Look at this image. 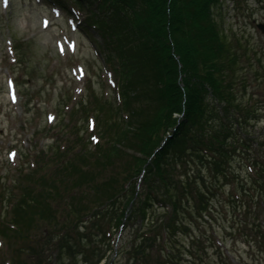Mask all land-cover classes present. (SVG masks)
<instances>
[{
  "label": "trees",
  "instance_id": "1",
  "mask_svg": "<svg viewBox=\"0 0 264 264\" xmlns=\"http://www.w3.org/2000/svg\"><path fill=\"white\" fill-rule=\"evenodd\" d=\"M75 1L86 11L85 30L91 33L92 29L105 45L102 47L93 39L98 55L119 78L118 101L116 105L108 97L93 95L88 102L81 101V108L74 114L81 110L87 120L93 114L92 118L98 122L93 134L106 140L93 146L88 135H75L72 147L53 145L49 154L43 152L41 168L38 161L33 168L38 174V184L12 187L10 195L19 192L20 199L9 203H12L10 220L0 225L4 243L14 247L11 263L32 264L35 254L38 262L35 264L45 263L42 253L35 248L30 247L32 252L26 255L24 250L22 254L18 252L17 245L24 241L31 243V234L40 232V223L60 225L64 221V215L59 214V199L67 191L66 207L76 212L77 218L60 225L62 233L58 230L50 239L47 234L44 237V242L56 250V264H64L66 256L78 263L80 248H76L83 245L82 217L96 215L103 219V214L111 215L109 220L115 217L119 223L128 213V220L139 215L143 225L156 223L161 229L158 234L155 230L145 231L144 227L134 228L139 240L135 251L130 252L128 264H150L152 255L148 249L153 252L158 235L168 252L170 238L173 242L181 241V235L191 228L180 215L183 204L195 201L189 216L199 223L203 213L212 209L211 196L220 189L206 185L203 168L189 181L178 177V168H186L196 157L206 161L212 176L220 180L218 175L229 176L227 167L232 168L234 156H250L254 146L259 168L249 163L248 168L259 188L246 189L245 193L250 194L249 209H254L256 217L262 216L264 136L255 137L251 131L250 123L255 118L252 115L256 116L257 109L239 102L236 89L238 67L243 64L239 51L250 61L252 47L245 34L240 38L220 27L214 8L221 0ZM259 1L264 4V0ZM257 59L261 64V58ZM243 89L247 91L246 83ZM80 143L76 157L70 158L69 151ZM50 161L56 162L52 173ZM41 169L46 171L40 172ZM140 173L144 177L143 191L137 194L135 179ZM232 177L230 173L235 181ZM242 182L248 183L245 178ZM155 202L161 206L154 208ZM160 207L164 211L158 214ZM70 230L75 232L74 236ZM261 236L264 231L252 234L254 242L260 243V252H264ZM189 253L191 257L187 260L196 261L194 251ZM93 257H97L96 261L86 257L85 263L100 264L106 254L93 252ZM168 258L164 263H156L181 264L173 250Z\"/></svg>",
  "mask_w": 264,
  "mask_h": 264
},
{
  "label": "rangeland",
  "instance_id": "2",
  "mask_svg": "<svg viewBox=\"0 0 264 264\" xmlns=\"http://www.w3.org/2000/svg\"><path fill=\"white\" fill-rule=\"evenodd\" d=\"M53 5L44 1L42 3V0H0V225L10 220L12 203H9L20 199L19 192L10 195L12 187L38 184V174L33 168L37 161L38 168L43 165V152L49 154L48 150L53 145L64 148L68 144L72 147L70 144L75 135H88L93 146L99 140H106L102 136L98 139L93 134V124L81 110L74 114L75 110L81 108L79 103L88 102L92 95L94 98L108 97L116 105L118 101L119 88L115 83L119 84V78L116 73L105 59L98 56L99 53L96 54V46L91 37L82 29L74 30L72 14L68 10L63 13ZM214 11L224 31L237 34L240 38L245 34L249 39L252 47L249 48L252 55L250 61L245 58L242 50L239 51L243 64L237 72V97L243 105L252 107V110L257 109L256 116L252 115L255 118L251 120L250 129L255 137L264 136V32L259 28V24H264V4L259 0H221ZM90 32L92 38L104 47L100 37L93 30ZM106 52L103 53L105 56ZM257 58H261V64ZM244 83L247 84L246 92L243 89ZM90 116L92 118L94 115ZM78 147L81 148V143L69 151L70 158L76 157ZM255 154L254 146L250 156H234L230 162L232 168L227 167L229 176L224 178L218 175L220 180L212 176L206 161L201 162L196 157L186 168H178V177L186 181H189V177L191 180L197 177L203 168L207 176L206 185L219 186L220 189L211 196L212 209L203 213L199 223L189 216L195 201L183 204L180 215L191 228L181 235V241L173 242L170 238L167 242L168 252L164 250L163 241L158 235L153 252L148 249L152 255L150 264H157V261L164 263L172 250L179 256L181 264L264 263L260 243H255V237H252L257 231L263 233L264 227L261 229L256 225L264 226V214L259 218L255 216L254 209L248 207L250 194L247 196L245 193L246 189L250 191L259 188L250 177L252 172L248 168L249 164L259 168ZM55 164L50 161V173L54 171ZM189 169L193 172L189 173ZM230 173L235 181L231 180ZM143 178L140 173L135 179L137 194L143 191ZM244 178L248 181L247 185L242 182ZM198 182L204 187L203 181ZM59 203V214L64 215L60 225L77 218V213L66 207L67 191L63 192ZM158 205L161 206L155 202L154 208ZM164 206L168 207L166 204ZM98 209L93 208L92 211ZM163 211L160 207L158 214ZM128 215L119 223L115 217L109 220L111 215L103 214V219L96 215L91 218L88 215L82 217L80 231L83 245L76 248H80L77 264H86V257L96 261L93 252L97 255L106 254L100 264H128L130 252L135 251L134 246L139 240L135 236L138 231L134 228L144 227L145 231L155 230L159 234L161 229L156 223L143 225L139 215L129 220ZM52 225L40 223V232H36L35 236L34 232L31 234V243H18V252L22 254L24 250L27 255L32 252L30 247H33L42 253L44 264H56V250L44 242L45 234L50 239L60 228L59 224ZM70 233L74 236L75 232L70 230ZM260 240L264 241V236ZM201 245L205 250L200 248ZM13 248L7 247L0 235V264L3 260L4 264L6 261L14 263ZM189 250L194 251L196 261L187 260L191 257ZM32 258H35L32 264L38 263L36 254ZM64 264L76 262L73 257L66 256Z\"/></svg>",
  "mask_w": 264,
  "mask_h": 264
},
{
  "label": "water",
  "instance_id": "3",
  "mask_svg": "<svg viewBox=\"0 0 264 264\" xmlns=\"http://www.w3.org/2000/svg\"><path fill=\"white\" fill-rule=\"evenodd\" d=\"M259 27L263 30L264 32V24H259Z\"/></svg>",
  "mask_w": 264,
  "mask_h": 264
}]
</instances>
